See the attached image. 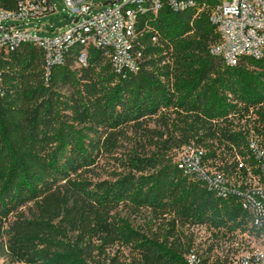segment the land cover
<instances>
[{
  "label": "trees",
  "instance_id": "trees-1",
  "mask_svg": "<svg viewBox=\"0 0 264 264\" xmlns=\"http://www.w3.org/2000/svg\"><path fill=\"white\" fill-rule=\"evenodd\" d=\"M21 1L0 0V9L16 10ZM194 1L184 11L165 6L139 15L131 50L141 53L137 72L117 73L98 49L78 67L80 45L49 73L45 52L32 43L0 51V238L10 263L188 264L192 240L180 228L264 236L240 195L219 196L170 155L203 148L204 160L232 177L237 156L257 163L248 136L264 147V56L235 66L214 56L220 35L211 16L220 0ZM155 116L166 132L147 129L154 152H132L112 181L86 176L116 150L126 126ZM122 205L150 210L165 226L142 232L115 217ZM117 245L135 256L110 255Z\"/></svg>",
  "mask_w": 264,
  "mask_h": 264
},
{
  "label": "built area",
  "instance_id": "built-area-1",
  "mask_svg": "<svg viewBox=\"0 0 264 264\" xmlns=\"http://www.w3.org/2000/svg\"><path fill=\"white\" fill-rule=\"evenodd\" d=\"M74 20L71 24L45 36L46 27L35 21L58 14L54 0H25L16 10L0 9V51L15 50L21 43H32L46 55V71L65 62L66 53L75 45L82 50L76 65L86 67L91 49L105 52L117 73L137 72L141 53L131 52L136 37L139 15L148 11L157 14L165 6L184 11L195 5L194 0H128L121 6L107 0H63ZM211 21L217 26L220 40L211 53L227 65L235 66L242 57L264 56V0H220L213 9ZM52 28V26H51ZM3 77L0 70V96ZM248 150L256 165L246 164L237 156L236 175L229 177L206 162L205 150L194 145L181 149L178 168L190 177L206 183L219 196L236 193L252 214L258 228H264V147L258 138H247ZM246 172V175L243 174ZM188 264H203L195 251L186 255ZM224 264H264V247H251L240 256L229 257Z\"/></svg>",
  "mask_w": 264,
  "mask_h": 264
},
{
  "label": "rangeland",
  "instance_id": "rangeland-1",
  "mask_svg": "<svg viewBox=\"0 0 264 264\" xmlns=\"http://www.w3.org/2000/svg\"><path fill=\"white\" fill-rule=\"evenodd\" d=\"M57 4L58 14H53L46 18H43L40 22L35 21L34 24L46 27L48 30L44 33L45 36H50L49 30H58L60 27L69 25L74 20L69 16L63 0H54ZM116 3V6L125 4L128 0H107ZM230 1V0H223ZM166 132L162 121L157 116L148 119L142 127H135L128 125L125 127V135L120 138L119 145L113 153L104 154L97 162L96 166L90 172L86 173V176L92 181L115 179L117 174L125 173L126 160L132 152L151 154L155 150V146L152 144V140L149 139L148 130ZM155 139H157L156 134ZM180 149L173 150L170 154L174 156V160L177 161L180 155ZM113 214L117 218L128 219L133 226L142 231L149 232L153 230L158 231L160 227L165 226L162 219L156 221L153 218L150 210L143 209L139 213H132L128 207L122 205L116 209ZM13 218L9 220L11 222ZM5 224L4 228H7ZM180 233L186 237V239L192 240V251L206 255L210 257V262L216 264L218 260L229 258L233 256H240L244 251L251 247H264V236L256 237L252 233L241 234L238 232L235 236L223 235L214 231L208 230L206 227H185L180 228ZM184 238V237H183ZM6 239V238H5ZM185 239V238H184ZM2 241L0 238V264H12L8 258L4 256L2 251ZM212 247V251L208 252V249ZM110 255L118 254L123 260L130 261L135 252L130 247L117 245L109 250ZM24 264V263H13Z\"/></svg>",
  "mask_w": 264,
  "mask_h": 264
}]
</instances>
